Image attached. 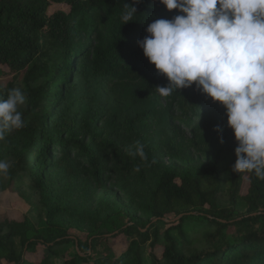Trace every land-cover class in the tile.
Wrapping results in <instances>:
<instances>
[{"label":"trees","instance_id":"16d2710c","mask_svg":"<svg viewBox=\"0 0 264 264\" xmlns=\"http://www.w3.org/2000/svg\"><path fill=\"white\" fill-rule=\"evenodd\" d=\"M125 3L136 15L124 25ZM177 14L160 0H0V77H11L0 97L26 98L25 126L0 141V160L44 210L36 223L0 212V264H264V180L232 171L226 109L193 83L165 97L189 143L141 138L154 89L169 82L137 42ZM136 141L146 161L128 155ZM70 230L87 249L120 240L122 251L92 258Z\"/></svg>","mask_w":264,"mask_h":264},{"label":"clouds","instance_id":"9594fccd","mask_svg":"<svg viewBox=\"0 0 264 264\" xmlns=\"http://www.w3.org/2000/svg\"><path fill=\"white\" fill-rule=\"evenodd\" d=\"M160 2L179 14L171 20H154L146 28L148 35L137 42L169 82L154 90L168 97L195 83L213 102H219L237 143L232 171L264 180V0ZM134 15L136 8L125 3L122 23H129ZM25 101L20 88L0 97V141L25 126L19 110ZM215 131L222 130L217 127ZM126 151L133 158L147 160L139 141ZM9 168L10 162L0 160V176L6 177Z\"/></svg>","mask_w":264,"mask_h":264},{"label":"rangeland","instance_id":"374dc122","mask_svg":"<svg viewBox=\"0 0 264 264\" xmlns=\"http://www.w3.org/2000/svg\"><path fill=\"white\" fill-rule=\"evenodd\" d=\"M51 10H54V7H52L50 11ZM82 37L81 35L80 38L74 42L75 46L82 42ZM10 80V76L0 77V86L5 87ZM129 85L133 88H141L138 86L139 83H132ZM153 97L156 105V114L152 117H148L144 122L143 129L140 131L142 140L151 147L156 146L158 148L164 146V141L167 138L170 142L188 144L192 131L186 126L187 121L182 122L177 118L181 115L179 109H177L174 104L172 107H169V102L166 101V98L161 97L159 94ZM199 121L200 117L194 118V116H191L190 123L193 122L196 124ZM3 160L10 162V168L6 177L0 176V212H8L10 214L23 213L28 217L31 223H36L39 215H42V218L44 216V210L40 206L41 204L37 195L24 185L18 187L16 178L12 177L11 174V160ZM221 205H226V200L224 198L221 201ZM231 231L233 230L231 229ZM69 232L71 237H77L79 239L82 252H87L92 258H103L108 256V259H112L113 254L116 255L122 251L120 248H115L113 246V244L119 245L120 240L112 241L111 247L107 244L100 243L94 250L90 249V247L87 249V237L84 233L75 230H70ZM120 239L122 240V238ZM72 246L73 244H69L61 247L60 253L69 255L68 251H72ZM109 251H111L110 256L108 255ZM82 252L81 254L84 255ZM71 254L72 252L70 255ZM56 263L61 264L62 259H57Z\"/></svg>","mask_w":264,"mask_h":264},{"label":"water","instance_id":"95a60500","mask_svg":"<svg viewBox=\"0 0 264 264\" xmlns=\"http://www.w3.org/2000/svg\"><path fill=\"white\" fill-rule=\"evenodd\" d=\"M179 218H180V217H178L177 219H179ZM177 219H176V220H177ZM75 247H76V249H77V242H75Z\"/></svg>","mask_w":264,"mask_h":264}]
</instances>
